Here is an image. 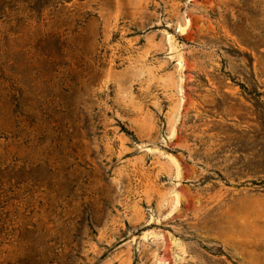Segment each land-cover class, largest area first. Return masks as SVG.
Wrapping results in <instances>:
<instances>
[{
  "label": "rangeland",
  "instance_id": "374dc122",
  "mask_svg": "<svg viewBox=\"0 0 264 264\" xmlns=\"http://www.w3.org/2000/svg\"><path fill=\"white\" fill-rule=\"evenodd\" d=\"M0 264H264V0H0Z\"/></svg>",
  "mask_w": 264,
  "mask_h": 264
}]
</instances>
